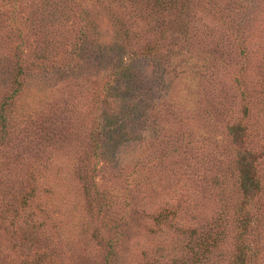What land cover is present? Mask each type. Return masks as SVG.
<instances>
[{"label": "rangeland", "instance_id": "374dc122", "mask_svg": "<svg viewBox=\"0 0 264 264\" xmlns=\"http://www.w3.org/2000/svg\"><path fill=\"white\" fill-rule=\"evenodd\" d=\"M242 240L264 264V0H0V264H240Z\"/></svg>", "mask_w": 264, "mask_h": 264}, {"label": "trees", "instance_id": "16d2710c", "mask_svg": "<svg viewBox=\"0 0 264 264\" xmlns=\"http://www.w3.org/2000/svg\"><path fill=\"white\" fill-rule=\"evenodd\" d=\"M254 160L255 159L252 157L251 161L245 163V165L243 167L244 181L242 183H243L244 190L248 193L250 191L257 192V190L259 189V185H260V180L255 173ZM239 223L243 226L244 231H245L244 237H243V240H244L245 234L247 233V231H249V227H250L252 221L248 215L245 216V215L240 214ZM243 240L241 242V244H242L241 252L237 253V255L235 257L237 258V262L239 261L240 264H251L250 262H248V263L245 262L248 260L246 255L248 254L249 247L244 244Z\"/></svg>", "mask_w": 264, "mask_h": 264}]
</instances>
